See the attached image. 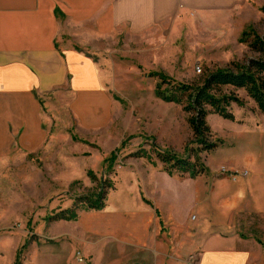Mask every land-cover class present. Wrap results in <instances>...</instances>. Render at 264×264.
<instances>
[{"label":"rangeland","instance_id":"rangeland-1","mask_svg":"<svg viewBox=\"0 0 264 264\" xmlns=\"http://www.w3.org/2000/svg\"><path fill=\"white\" fill-rule=\"evenodd\" d=\"M263 9L264 0H246L243 8L226 14H207L205 19L190 17L191 22L184 19L177 26L154 27L143 34L123 30L84 46L104 69L108 91L118 109L112 123L102 131L81 129L68 102L61 97H54L55 106L44 110L43 146L19 149L0 174V214L9 222L0 235L14 236L0 238L4 250L0 264H10L20 238L52 233L54 241L63 239L58 233L62 228L57 232L53 229L60 226L55 224L59 222L50 217L75 206H81L79 215L84 214L88 210L79 199L103 190V182L107 199L111 195V201L119 203L122 195L113 192L122 172L135 164L134 154L151 155L164 168L157 158L159 154L170 151L188 157L191 150L198 149L188 115L181 106L156 96L159 79L151 75L162 74L176 83L198 86L208 74L236 72V65H249L259 58L250 44L255 36L264 37ZM223 93L243 101L244 107L241 109L234 101L230 104L237 124L215 114L207 118L211 141L220 139L222 145L201 155L209 172L197 178L203 177L200 188L206 196L197 200L199 209L189 210V231L202 230V224L228 228L227 233L238 239L259 243L264 254V212L255 211L257 199L252 192L264 190L263 185L249 186L250 194L241 185V179L264 176V115L245 90L228 87ZM249 114L257 116L262 137L239 127ZM234 163L238 168L232 166ZM172 177L195 180L177 173ZM25 253L21 254V262ZM31 258L32 254L27 260Z\"/></svg>","mask_w":264,"mask_h":264},{"label":"crops","instance_id":"crops-1","mask_svg":"<svg viewBox=\"0 0 264 264\" xmlns=\"http://www.w3.org/2000/svg\"><path fill=\"white\" fill-rule=\"evenodd\" d=\"M245 5L246 0H0V174L19 149L43 146L44 110L55 106L54 97L68 102L81 129L102 131L112 123L118 106L104 69L84 46L123 30L143 34ZM249 115L239 127L262 137L257 116ZM133 160L113 192L122 195L119 203L110 195L103 210L56 222L60 226L53 229L62 228L63 239L54 241L52 233L20 238L10 264L25 244L21 264H79V251L86 259L81 264H264L262 246L228 234V228L202 224V230L189 231V213L206 196L203 177L178 181L153 160ZM241 181L243 188L255 183L264 189V176ZM252 192L255 211L264 212V190ZM3 217L0 232L9 225Z\"/></svg>","mask_w":264,"mask_h":264},{"label":"trees","instance_id":"trees-1","mask_svg":"<svg viewBox=\"0 0 264 264\" xmlns=\"http://www.w3.org/2000/svg\"><path fill=\"white\" fill-rule=\"evenodd\" d=\"M244 36L247 37V34ZM250 49L257 53L259 58L250 61L247 66L236 65V72L219 70L208 74L204 76L202 83L198 86L176 83L162 74L151 75L159 79L155 90L156 96L164 102L181 106L188 115V124L193 132L194 142L198 145V149L191 150L188 157H179L170 151L157 156L164 165V171L169 175L177 173L182 177L188 176L195 179L209 172L201 155L215 151L222 145V140L211 141L213 134L207 121L208 116L215 114L223 119L235 121L234 114L229 109L230 104L234 101L239 107H244L243 101L231 94H224V88L232 87L245 90L248 97L256 103L259 112L264 115V37L255 36L254 42L250 44ZM133 157L152 161L151 155L143 153H136ZM111 187L113 188V186ZM101 188L103 190L101 189L97 194L79 199L80 204L87 210H103L107 200V192L104 190V188L107 189L105 182ZM79 208L81 206L62 210L52 215L50 220L77 221ZM26 247L27 244L20 248L15 264H21V254Z\"/></svg>","mask_w":264,"mask_h":264},{"label":"built area","instance_id":"built-area-1","mask_svg":"<svg viewBox=\"0 0 264 264\" xmlns=\"http://www.w3.org/2000/svg\"><path fill=\"white\" fill-rule=\"evenodd\" d=\"M76 260L79 264L84 263L86 261L84 255L79 252L76 254Z\"/></svg>","mask_w":264,"mask_h":264}]
</instances>
